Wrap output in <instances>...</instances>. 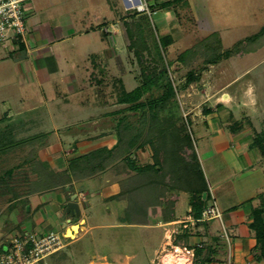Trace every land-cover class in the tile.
Segmentation results:
<instances>
[{"label":"crops","instance_id":"0c3cea01","mask_svg":"<svg viewBox=\"0 0 264 264\" xmlns=\"http://www.w3.org/2000/svg\"><path fill=\"white\" fill-rule=\"evenodd\" d=\"M88 1L89 2L86 4L91 3V6H86V4L82 3V0H25L26 9L28 11L26 15V24L28 27V32L26 35L27 44L16 37L10 40L8 44L0 45V65L3 67L8 66V64L12 65V61L16 64H19V66L21 65L23 71L26 73L29 72V75L32 78L30 81L34 80L36 82L40 91L43 92L44 97V100H42V98L39 96L40 94L37 92L35 93L34 91L31 94H24L21 97L20 102L22 104H20V107L16 110L11 108L9 111H4L0 117V121L14 120V123H16V131H19L21 129V125L17 123V116L25 113V115L28 114V118V116L32 115L33 112L43 110V118H41L42 127L44 129L43 137L34 138L30 141H27L21 147L29 146L31 157H35L33 150L37 151L36 145L40 146V150L38 149L40 154L37 153V157L32 158L36 160L40 159L47 161L48 167H51L54 171L58 172L64 171L65 169L68 170L69 161L75 157L88 154L90 151L100 148L103 145L112 147L116 142L117 134L114 128H109L102 129L99 132H93L89 134L87 133L80 137L79 135L81 133L71 131V129L68 127L64 129H59L58 127L54 129L53 127L47 128V121L51 120L54 117V114L60 117L62 113H68L69 111L72 112V110L76 111V109L80 107L83 109H91L95 105L101 107V105H104L105 102L111 101L113 96L111 94L112 87L109 90H103V87L107 83L112 86L113 80L117 77L121 78L122 83L127 91L131 90L137 85L133 82L132 86H125V80L123 79V76L117 74H112L109 78L110 81L108 82L107 77L104 75L107 72L105 69H107L109 65L112 66L114 62L116 64V68H118L117 66L120 62L119 48L117 45L121 32L119 31L118 18L116 17L117 11L115 9L117 7H115L113 4L115 3L113 0H105L106 5H108V12H106V15H101L99 17L101 19L98 21L99 23L95 22V24H93L91 21H88V24L85 25L83 22L86 18L85 16H89L90 12H92L90 15L91 17L95 14L93 5L95 4L96 0ZM193 2L195 1L192 0L190 3H192V9L195 11V4ZM184 3L182 2L180 5L184 6ZM125 5H129L127 0ZM167 7L161 8L165 9ZM77 10H79L78 14L76 13ZM161 11L163 12V10ZM113 13H115L114 18ZM139 13L145 12L141 11ZM107 16L110 19H108ZM175 17L176 16H171L170 21L175 19ZM157 20L160 22L161 27L165 23L166 18L159 15L157 16ZM101 26L103 28H101ZM98 27L101 28V41L105 40L106 36L108 39L109 34H113V36H109L111 39L109 40L111 43L110 50H104V54L106 56V65L105 67H101L102 65L100 64L97 69V62L93 58L94 53L88 55V51L86 49L87 45L80 47L79 41L77 39L86 40L84 37L89 39V33L99 30ZM201 27L197 28L196 30L205 28ZM212 29L213 28L211 27L202 29L205 32L204 37L206 34H208V32H217L219 38H222L220 31L218 32ZM210 30H212V32ZM92 34L93 33H91V35ZM112 37H114L116 44H114V39ZM126 37L128 39V35ZM188 37H190V34H186L184 36L182 35L181 38L186 40ZM200 39L201 38H199V40ZM123 40L125 41L124 37ZM128 43L129 42H127V45ZM170 44H172V41H169L166 47ZM190 46H192V44L185 47L184 49L189 48ZM183 50H180L177 54ZM255 50L245 51V53H241V56ZM78 55L79 57H85L79 59ZM89 56H91V58H89ZM56 57H62L65 60V66L68 64V67H58ZM112 57H114L115 61L112 60ZM89 59L92 66L88 64L84 65L85 61L88 62ZM225 59H227V57H222L214 63H206V65L202 64L201 66L205 65L206 67L201 69L200 66L198 71L206 72L208 75V71L218 67L217 69L223 70L226 74L227 68L221 67V64ZM78 61H82L83 63H78ZM175 63H178L182 66L184 65L177 59ZM90 66L92 68H90ZM122 67L124 70V66ZM236 67L238 70L239 67ZM79 68L82 69L79 70ZM76 70L79 71V74L76 73ZM251 70H249V67H246L242 69L240 68L239 72L245 75L247 73L250 74ZM239 72L237 74H239ZM10 73V78L16 82L19 79L17 73H15L14 70H12ZM57 73L61 74L62 80L66 85H68L67 88L69 90L67 93L58 92L53 88L55 79L53 76H56ZM260 75L263 79L264 74ZM61 78L59 77L58 79L61 80ZM198 79H200V77ZM26 81H28L27 77L25 82ZM30 81H28V83ZM247 82V86L243 88V92L239 96L233 93L231 84L228 85L226 83L227 85L222 87L220 96L216 95L212 98L210 96L199 100V103H202L203 106L201 109H194V113L191 114V118L192 120L197 118L195 124H197L196 127L199 130L196 133L197 137L199 138V145L198 150L196 151L195 149V151L204 175L205 190L203 192L205 194L202 192V196L203 198L207 197V200L204 203L203 208L212 198L217 201L219 206L221 204L220 209L222 212V221L230 237V259L235 264H264L263 259L259 260L256 258L258 253V250L256 249V239L254 237L253 230L248 226L251 209L259 206L264 208V166L262 165L264 164V161H262L264 156L260 154L261 157L257 161L256 157L258 155V149L250 145L254 135L259 132H264V121H262V127L259 129L250 127V121L253 115L249 110L255 108L257 103H264V81L261 83V85H257L255 81ZM20 84L25 85V83L22 82H20ZM189 85H192V82H189ZM206 87V89H209V86ZM44 90H51L48 91L51 93H47L52 98L47 100L48 97H46ZM103 92H107V94L103 95ZM62 94L63 96H61ZM30 96H38L39 101H35L37 97H34L35 100L29 99ZM105 99L106 101H104ZM51 103V106L56 108L55 111H51L49 109L51 106L48 107V105ZM70 104H72V107H74L71 109L70 106H68L69 108L65 107ZM263 105L264 104L259 106V108ZM262 111H264V107H262ZM101 114L103 115L105 112H102ZM63 116L64 117H60V119L67 117L66 115ZM43 119H46V121L44 122ZM246 122L248 126L245 124ZM30 128L31 127L29 124H25L23 126V129L27 134H32ZM66 147H70L69 150H72V152L70 151L71 153L68 154L69 156L66 155V153L61 152L65 150ZM144 148L145 145L142 146V148L139 147L136 152L140 150L141 154L146 153ZM134 151L132 157H134L137 162ZM57 155L59 156L58 161L56 159ZM29 158H27V160ZM23 160H25V158ZM140 161L141 162L138 164L152 162L146 159L144 161ZM202 162L205 163L204 167H206V172L201 165ZM258 162H260V164L256 170L255 165H257ZM131 171L132 170L127 168V173L124 172L126 174L118 173L114 169L113 165H111L110 167H107L101 171L92 172L91 174L85 175L81 178L76 179L73 177L70 182L63 186H50L49 183L53 179L50 180V178L48 179V177H46L43 180V184H45L44 186H37L36 188L34 187L31 189V186L29 185L30 190L26 193H17L16 195H12L11 200L7 202L13 204V206L10 208L12 209L10 210L11 214L14 215L15 213L19 214L21 212L22 214H17L18 222H16V224H12V220L9 219L6 227L10 226L11 229L9 230L18 228L19 232H21L23 229L20 228V224H24V221L30 216L33 224L37 223L34 225V227L37 226L39 227L37 230H41L40 226L49 228L55 225V221L52 219L53 217L54 219L58 218V221L61 222L62 226L69 224L71 228L73 224L77 225V233H75L74 229L71 228L73 233H75L76 239L78 238L77 234L80 230L83 232L87 230L84 227L86 218L82 210L84 201L87 202L85 197L87 187L86 189L83 187L84 183L88 184V186L94 185V187L92 186L91 190L88 188L90 192H98L101 198H106L107 200L110 198L113 199L120 192L118 188L120 178L130 176L133 174ZM236 173L240 175L238 178L242 177L243 179V184L239 186L238 189L235 188L233 184L234 180L231 178L232 175ZM250 173H257L256 180L254 176H251L250 178L248 177ZM35 174L36 175L31 179L30 184L32 181H37L36 177L38 176L37 173ZM61 176L64 177L65 175L63 174ZM162 178V180H158L160 185L159 188L161 189V192L158 196V203L147 205L142 210H136L138 213L137 218L133 215L135 214V210H127L128 214L131 215L129 216L131 218L130 221L127 220V217H124L123 215L117 216V218H119V221L117 220V222L122 225L134 224L145 228L160 227L164 233L168 231L169 228L172 229L177 227L179 230V232L175 234L177 243L182 241L184 244H186V246L193 248V255L190 256V260L187 261L186 264H192L194 262L196 249L205 247L204 245L208 246L207 248H209L211 245H213V247L216 246L221 248L218 249L219 253H217V255L214 254L216 253V250L213 249L215 260H211V262L208 259V262L205 259L208 262L205 264H224L228 249L225 240L220 238L217 234L218 225L216 223V219L201 220L200 218L202 210L198 216L194 214V210H191V202L194 199V196L188 191L177 190L175 186L167 187L165 185L166 176L164 175ZM46 184H48L47 187ZM161 185L169 188L170 191L166 190L163 192ZM249 190L253 191L249 193ZM182 193H187L189 195L187 202L188 207L183 212H179L178 209L181 208V202L183 201L181 197ZM240 193L242 194V197H239ZM73 194H76L75 200L79 203V216H76L75 213L72 214L65 210L66 202ZM125 194L126 195L123 198L126 199L124 200H128V203H130L131 201L127 195L128 193ZM216 194L219 195H217V197L221 196V198L217 199ZM222 197L224 198L222 199ZM241 198L245 200L252 198L253 204L250 210H244L242 207H240L241 205H239V199ZM22 200L23 202H21ZM25 200L27 201L26 204L24 203ZM16 210L19 211L16 212ZM163 210H165V212H163ZM186 218H194L196 221L193 224L189 222L188 225L183 229L179 227L180 224L174 223L176 220ZM66 230L67 229L62 231V233L66 234ZM7 238L8 236L4 237L3 239ZM164 239L165 237L163 240ZM1 241L2 240H0V242ZM163 242L164 241L161 242L160 247L163 245ZM217 243H219V246ZM197 244H201V246H197ZM133 256V253H117L113 255L112 262L110 263L129 264V260ZM99 259L106 260V257L105 255H101V258ZM98 262L105 264L108 261H97V263Z\"/></svg>","mask_w":264,"mask_h":264},{"label":"rangeland","instance_id":"374dc122","mask_svg":"<svg viewBox=\"0 0 264 264\" xmlns=\"http://www.w3.org/2000/svg\"><path fill=\"white\" fill-rule=\"evenodd\" d=\"M140 1L142 3L143 1L146 2L145 5L148 6V10L143 11L145 13H139L141 11H136V9L134 8L135 6L134 7H129V5L126 6L125 5L126 0H113V2H115L113 4L115 5V7H117L115 10L117 11L116 17L118 18V28L119 31L121 32V35H123V36L121 35L119 36L118 45H117V47L119 48L120 62L117 66L118 68H116L115 62L112 66L109 65L107 69H105L107 70V72L104 75L107 77L108 82L110 81L109 78L112 74L122 75L123 79L125 80L124 84L125 86L128 87L132 86L133 82L135 84H139L141 82L140 70L134 51L132 48H130L127 45V42H129V38L127 39L126 37L127 26L126 24H124V21H127L135 37L136 36L140 37L139 44H145L147 46L148 50L143 51V54L146 57V59L151 64H155V66H157L158 69H161L163 67L167 68V76L172 80L175 87L176 104L173 112L177 116V118L173 117L174 124L177 125L182 124L183 126H185L184 128H186L187 133L190 136L192 147L194 148V150L196 149L197 151L199 145L198 142L199 138L197 137L196 133L199 130L196 127L197 124H195L197 118L192 120L191 114L194 113V109L196 110L201 109V107L203 106L202 103H199L200 102L199 100L210 96L211 98L216 95L220 96L222 87L226 86L227 84L228 85L231 84L233 93L239 96L240 94H242L243 88L247 86L246 85L248 83L247 81H255L257 85L259 84L261 85V83H263L264 81V78L262 79L260 75V74H264V42L260 40L261 38H258L256 40L257 41L256 43L255 40L254 42H250L249 39L248 40L244 39L252 35L253 33L257 32L264 24V0H194L195 2L193 3L195 4V11L192 9V3H190L192 2V0L190 1L178 0L176 3L169 5V7L165 9L161 8L160 3L167 0H140ZM88 2H89L88 0H82V3L84 4ZM182 2L183 3L185 2L184 6L180 5ZM88 5L91 6V3L86 4V6ZM93 9L95 14L91 17L90 15L92 12H90L89 16H85L86 18L83 21L85 25L88 24V21H91L93 24H95V22L99 23L98 21L101 20L99 17L101 15L105 16L106 12H108V5H106L105 0L104 1L96 0L95 4L93 5ZM161 10H163V12ZM78 12L79 10L76 11L77 14ZM114 15L115 13H113V18ZM159 15L166 18L165 23L161 27H160V22L157 20V16ZM171 16H176V17L175 19H172L170 21ZM107 18L110 19L108 16ZM201 26L205 28H202ZM199 27H201L202 29L211 27L213 28L212 30H216L218 32L220 31L222 38H219L217 34L215 49L217 50L220 49L224 50L225 48L233 49L231 55L224 60V62L222 63L223 65L221 64L222 68H227L226 74L223 70L217 69L218 67L208 71V75L206 74V72L198 71V68L202 64H204L203 61L204 59L201 54L205 52V50L207 49L206 47L199 49V52L201 54H198L187 64H184L182 66L178 63H175L176 56L178 55L177 53L180 50H183L185 47L191 44L193 45L194 42L199 40V38L204 37L205 34L204 30L202 29L196 30ZM101 28L103 27L101 26ZM101 28L98 27L99 30L95 32H91L93 33L92 34L93 36L91 35V33H89L90 34L88 35L90 36L89 39L87 37H84L86 40L77 39L79 41L80 47L87 45L86 49L88 51L87 52L88 55L94 53L93 58L97 62V66H96L97 69L100 64L102 65L101 67H105L106 65L105 64L106 56L104 54V50L106 51L110 50L111 43L109 40L111 39L109 38V36H113V34L112 35L109 34L108 39L106 36L105 40L101 41L100 40ZM212 30L210 31L212 32ZM209 33L210 32H208V34ZM186 34H190V37H188L186 40L181 38L182 35L184 36ZM123 37L125 38V41L123 40ZM168 37L170 39L169 41H172V44L166 47L163 44V42L165 40L168 41ZM112 38L114 39V37ZM115 42L116 41L114 39V44H116ZM260 43L263 44L261 45ZM256 45L258 46L260 45L258 49L241 56V53H245V51H247L246 50L247 48L254 47ZM235 47H237V51ZM83 57L80 56L79 59H82ZM89 58H91V56H89ZM56 59H57L56 61L58 67L59 66L61 68L66 66L68 67V64H66L65 66V62H64L65 60L62 57H56ZM112 60L115 61L114 57H112ZM81 62L78 61V63ZM11 64L12 65L8 64V66H4V67L0 65V117L4 111H9L11 108L15 110L18 109L20 107V104H22L20 101H21V97L24 94H31L34 91L35 93L37 92L38 94H40L39 95L40 98L44 100L43 92L40 91L36 82L34 80L30 81L32 80V78L29 75V72L26 73L25 71H23L21 65L19 66V64H16L13 61ZM87 64L91 65L90 59L88 62L85 61L84 65ZM91 66L90 68H92ZM122 66H124V70ZM236 66H238L239 69L249 67V70L251 69L252 70L250 74L247 73L244 75L241 72H239V69L237 70ZM80 69L82 68H79V70ZM190 69L193 71V73L197 72L195 78L191 79L190 81L192 82V85H189V83L185 82V78L188 76L187 71ZM12 70H14L15 73H17V76L19 78L16 82L10 78V74H11L10 72H12ZM238 72L239 74H237ZM76 73L79 74V71L76 70ZM54 76L53 78L55 79H54L53 88L58 92L67 93L69 90L67 88L68 85H66L62 80L61 74L57 73L56 76L55 77ZM26 77L27 80L30 81L29 83L28 81H26L27 83L25 82ZM57 77L58 78L60 77L61 80L58 79ZM199 77L200 79H198ZM19 81L25 83V85L20 84ZM206 86H209V89H206L207 88ZM111 87L112 86H110V84L107 83L103 87V90L104 89L109 90ZM44 91L46 97H48L47 100L52 98L48 94L51 93L48 92L51 90L48 91L44 90ZM159 91L160 90L153 88L150 92L144 93L139 100H145V98H147L150 94L156 95ZM61 96H63V94ZM34 97H37V99L35 100ZM34 97L30 96L29 99L39 101L38 96H34ZM262 104L264 103H259V104L257 103L255 108L249 109L250 113L253 115L250 121V127H253L255 129L261 128L262 121H264V111H262V107H264V105L259 108V106H261ZM51 105L52 103L49 104L48 107ZM126 105L128 104L116 102L115 95H113L112 100L105 102L104 105H101V107L98 105H95L91 109H83L80 107L76 109V111L72 110V112H70L68 110L70 112L69 115H68L69 112L62 113L60 115V117H64L63 115H66L68 118L66 117L60 119L58 115L54 114V117L51 120L47 121L46 127L47 128L53 127V129L56 127H58L59 129H64L68 127L71 129V131H76L81 133L79 135L81 137L87 133L89 134L93 132H99L102 129H109V128L115 129L117 119L122 115H125L126 119L131 124H134L136 126L141 125L143 129L142 130L143 133L147 132L149 120H146L145 122H141L142 121L141 111L139 110L130 111V110L122 109V111L112 113L113 110L122 107L124 108ZM68 106H70V109L74 107V106L72 107V104L67 105L65 107L69 108ZM49 109L51 111L56 110V108L52 106L49 107ZM168 111L169 110H165L159 113L158 116L159 119L160 116L162 117L163 115H167ZM102 112H105V114L102 115L101 114ZM145 113L147 114L148 110H146ZM27 115H25L24 113L17 116L16 118V120H18L17 123L21 125V129L19 131H16V123H14V120L0 121V133L3 131V133H5V136L9 135L8 131L10 129L8 128L6 129V127L4 126L5 122H9L11 123V130L14 133L13 135L14 139L19 137L31 136L34 135V133L37 134L36 138L43 137L44 129L42 127V120H41V118H43V110H39L38 112H33L32 115L28 116V118ZM43 121L45 122L46 119H43ZM25 124H29V126L31 127L30 131L32 132V134H27L25 132V130L23 129V126ZM245 124L248 126L247 122ZM103 146L107 147L106 145ZM39 148L40 146L36 145L37 151L33 150L35 157L34 156L32 157L36 158L37 153L40 154ZM69 149L70 147H66L65 150L61 152L66 153V155H68L69 153L72 152V150ZM137 149L138 148H136L134 151V153L136 154L137 163H140L141 162L140 160L144 161L145 159L148 161L153 160L154 157L152 158V150L149 145H145L144 149L146 151L143 149L146 153L141 154L140 150L136 152ZM257 152L258 155L256 157V160L258 161L261 155L259 151ZM29 157L33 159L30 155L29 146L27 147L16 146L14 149L10 150L9 152L8 151L3 152L0 155V171L2 172L3 169L10 167L13 168L11 173L1 174L3 178L0 179V218H2L0 219V240H3L4 237L7 236L9 237V235L11 236L19 232L18 228H15L14 230H9L11 229L10 226L6 227V224H8L9 219L12 220L11 222L12 224H16V222H18V217H17L18 213L12 215L10 212V210L12 209L9 208L10 203H7L9 200H11L13 193L14 192L19 194L26 193L27 191L30 190V186L31 189H33L34 187L36 188L38 186V184H36L40 179L38 177H36L37 179V181L35 180L36 182L32 181V183L30 184L31 179L36 174L31 169L30 161L27 160V158ZM24 158L25 160H23ZM56 159L57 161L59 160L58 155L56 156ZM262 161H264V158H262ZM259 164L260 162H258V164L255 165L256 170ZM201 165L203 166V169L206 172L205 169L206 167H204L205 163L202 162ZM262 165L264 166V164ZM131 172L133 173V171ZM40 176H41V181L44 180V178H46V176H43L42 173H40ZM238 176L240 175L236 173L231 177L234 180L233 184L236 189H238L239 186L243 184L242 177L238 178ZM251 176H254L256 180L257 173L256 174L250 173L248 175L249 178ZM169 180L171 179H169L168 175L166 174L165 185L167 187H170L172 186L171 184H173ZM118 185H119L118 186L119 190L122 191L121 189L122 185L120 180ZM128 185L129 183L127 182V188ZM156 185H157V190H155L154 194L157 195V199L155 202L158 203L159 202L158 196L159 193L161 192V189L159 188L160 187L159 182ZM92 186L94 187V185L88 186V184L86 183H84L83 186L85 189L87 187L85 192L86 195L85 197L87 199V202L84 201L82 207L83 214L86 218L84 227L87 230L84 232L80 230L79 233L77 234L78 238L76 239L75 238L72 239L71 237L65 238L64 240L67 245L60 251L50 255L46 259L47 264H101L99 262L97 263V261H106V260L108 262L105 264H112L110 263L112 262V257L114 254L117 253H124V254L133 253L134 256L129 260V264H162L161 262H159L158 258L157 259L155 258V255L157 252H159V247L161 245V242L164 241L163 238L166 237L168 231H170L171 228H169V230L164 233V231H162L160 227L145 228L134 224L122 225L117 222V220L119 221V218H117V216H123V215L124 217L126 216L127 220L130 221L131 218L129 216L131 215L128 214L127 210H134V206L131 205L132 204L134 205L135 198L140 199L141 197L145 196V194L141 193L142 190L141 189L131 190V187L129 186V188L126 189V193H128L127 195L132 201L128 203V200H124L126 198L119 199L118 198L119 196L117 195H116L117 197L115 196L113 199L110 198L108 200L106 198H101L98 192L89 191V189L90 190L92 189ZM167 187L161 185L163 192L166 190L170 191V189ZM176 188L177 190H180L179 186ZM252 191L253 190H249L248 192L251 193ZM187 193L181 194L183 201L181 202L182 203L181 208L178 209L179 212H183L188 207L187 202L189 198L188 195L189 193L188 194ZM217 195L218 194H216V197ZM239 197H242L241 193ZM218 198H221V196L217 197V199ZM223 198L224 197H222V199ZM21 202H23V200ZM26 202L27 201L25 200L24 203L26 204ZM252 204H253L252 198L246 200L243 198L239 199V205H241L240 207H242L244 210H248V209L250 210ZM219 207L221 208V204ZM19 210H16V212H18ZM163 212H165V210H163ZM19 214L21 215L22 212ZM133 215L134 217L137 218L138 213L136 212V210H135V214ZM52 219L53 221H55L54 226L46 228L38 224L41 230H37L39 229V227L37 226L34 227V225L37 223L33 224V221L32 219H30L29 216V218L24 221V224L23 223L20 224V228H22L23 231H37L39 234H42L43 232L48 231L49 229L61 234L62 231H65V229L70 228L69 224L62 226L61 222L58 221L59 220L58 218L54 219L52 217ZM216 223L218 225L217 234L220 238H222L220 232H221V227L222 228L224 227L223 221L216 219ZM218 244L219 243H217V245ZM4 246H6V244ZM204 246L205 247H202L200 249L197 256L195 254V257L197 258L194 259V262L192 264H205L208 263L209 260L214 261L215 255L219 253L218 249H221L220 247H216V246L213 247V245H211L209 248H207L208 246L206 245ZM213 249L216 250V253H214L215 255L213 254ZM101 255H105L106 260L99 259L101 258ZM162 255L163 254H161L159 257L160 260ZM206 258L209 259L207 260L208 262L205 260Z\"/></svg>","mask_w":264,"mask_h":264},{"label":"trees","instance_id":"16d2710c","mask_svg":"<svg viewBox=\"0 0 264 264\" xmlns=\"http://www.w3.org/2000/svg\"><path fill=\"white\" fill-rule=\"evenodd\" d=\"M177 1L178 0H167L160 4L161 7H167ZM136 11L138 10L136 9ZM124 24L127 26L126 33L129 38L128 46L133 49L139 66L141 82L131 90L127 91L120 77L113 80L111 94L115 95V100L118 103H125L128 105L124 108L122 107L113 110L112 113L122 111V109L141 111V122L149 120L147 132L143 133L141 125L136 126L131 124L126 119V116L122 115L116 122L115 130L117 139L115 144L112 147L102 146L90 151L88 154H83L71 159L69 161L68 170L65 169L64 171L59 172L54 171L51 167H48L47 161L29 158L28 161H30L32 171L37 173L38 178H40L36 184H38L39 187L45 185L43 184L44 181H41L40 173H42L43 176H48V179H53V181L49 183L50 186H63L70 182L73 177L76 179L81 178L92 172L101 171L111 165H113L118 173H124L127 168H129L134 172L130 176L120 179L122 191H120L117 196H119V199L125 197L126 189H128L129 186L131 187V190L141 189V193L145 194V196L140 199L135 198L134 205L132 204L131 206H134V210H142L147 205L156 204L155 201L157 195L154 194L155 190H157L156 184L159 179H162V177L167 174L169 179H171L169 181L173 183H170L172 187L179 186L180 190L188 191L194 196V199L191 202V210H194V214L198 216L207 200V197L203 198L202 196V192L205 190L204 175L196 152L192 147L190 136L188 135L186 128H184L185 126L182 124H174L173 117L177 118L173 112L176 104L174 84L167 76L166 67L158 69L155 64H151L146 59L143 51L148 50L147 46L145 44H139L140 37H135L127 21H124ZM217 34V32H212L196 41L192 46L181 51L176 59L183 64H187L198 54H201L199 49H202L203 47L207 48L205 52L201 54L205 65L206 63H214L222 57L230 56L233 51L232 48H225L224 50L215 49ZM258 38H261L260 40L264 42V24L257 32L244 39H249L250 42H254L255 40L256 43ZM169 40L168 37V41L165 40L163 44L166 46L169 43ZM260 44L262 45L263 43ZM259 46L256 45L247 48L246 50H255ZM235 49L237 51V47H235ZM205 65L201 66V69L206 67ZM187 74L188 76L185 78L186 83H189L191 79H194L197 75L195 72L193 73L191 69L187 71ZM153 88L160 91L156 95L150 94L145 100H139L144 93L150 92ZM106 94V92H103V95ZM104 101H106V99ZM146 110H148L147 114L145 113ZM165 110H169L167 115L160 116L159 119V113ZM4 126L6 129L8 128L10 130L8 131V136H5L3 131L1 132L2 134L0 133V155L3 152H9L16 146L21 147L27 141H30L37 136L34 134L14 139V133L11 130V123L6 122ZM144 145H149L151 147L152 158H154L152 162L138 164L135 158L132 157V154L136 148ZM250 145L256 147L260 154L264 156V132H259L254 135ZM12 170L13 168L10 167L3 169L2 172L0 171V179L3 178L1 174H9ZM63 174L65 175L64 177L61 176ZM127 182L129 183L128 188ZM47 186L48 184H46V187ZM16 194L17 193H13V195ZM130 201L132 200L130 199ZM12 206L13 204L10 203L9 208ZM248 226L253 230L256 239V249L258 250L256 258L264 260L263 207L259 206L251 209ZM200 249L201 248L196 249V256ZM206 260H208V258H206Z\"/></svg>","mask_w":264,"mask_h":264},{"label":"built area","instance_id":"2783aa9c","mask_svg":"<svg viewBox=\"0 0 264 264\" xmlns=\"http://www.w3.org/2000/svg\"><path fill=\"white\" fill-rule=\"evenodd\" d=\"M129 7H134L138 11L148 10V6L140 0H127ZM26 9L25 0H0V45L8 44L10 40L18 37L25 44L28 27L26 24ZM201 220L219 219L222 221V212L217 204V201L212 198L209 203L201 211ZM196 221L194 218H186L176 220L174 223L180 224L182 229ZM224 226V225H223ZM221 227L220 235L225 240L227 246V256L224 264H235L230 259V237ZM179 230L176 228L170 229L166 235L163 245L160 247L159 252L156 253L155 258L160 261V255L168 250L175 252L176 248H180V252L186 255V260L182 264H186L193 255V248L186 246L182 241L177 243L175 234ZM77 233V232H75ZM63 233H58L53 230H48L39 234L37 231H22L3 239L0 242V264H47L46 259L63 249L67 244L65 238L71 237ZM6 244V246H4ZM3 245V246H2ZM201 246V244H197Z\"/></svg>","mask_w":264,"mask_h":264},{"label":"bare ground","instance_id":"6f19581e","mask_svg":"<svg viewBox=\"0 0 264 264\" xmlns=\"http://www.w3.org/2000/svg\"><path fill=\"white\" fill-rule=\"evenodd\" d=\"M134 2V0H132ZM74 229L75 232L78 231V226L73 225L71 227ZM69 228L66 230L67 235L74 237V233L72 229ZM186 255L180 252V248H176L175 252L173 251H167L161 256V263L162 264H182L186 260Z\"/></svg>","mask_w":264,"mask_h":264},{"label":"water","instance_id":"95a60500","mask_svg":"<svg viewBox=\"0 0 264 264\" xmlns=\"http://www.w3.org/2000/svg\"><path fill=\"white\" fill-rule=\"evenodd\" d=\"M203 194H205V193L203 192ZM75 197H76V194H73L70 197V199L66 202L65 210L67 212L72 213V214L75 213L76 216H79L80 215L79 203L75 200Z\"/></svg>","mask_w":264,"mask_h":264}]
</instances>
